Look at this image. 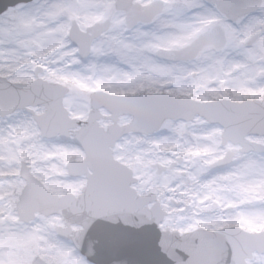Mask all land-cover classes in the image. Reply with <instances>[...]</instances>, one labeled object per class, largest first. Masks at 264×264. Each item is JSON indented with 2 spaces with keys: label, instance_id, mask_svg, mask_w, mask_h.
I'll return each instance as SVG.
<instances>
[{
  "label": "snow or ice",
  "instance_id": "6c2138e0",
  "mask_svg": "<svg viewBox=\"0 0 264 264\" xmlns=\"http://www.w3.org/2000/svg\"><path fill=\"white\" fill-rule=\"evenodd\" d=\"M0 264H264V0H0Z\"/></svg>",
  "mask_w": 264,
  "mask_h": 264
},
{
  "label": "water",
  "instance_id": "95a60500",
  "mask_svg": "<svg viewBox=\"0 0 264 264\" xmlns=\"http://www.w3.org/2000/svg\"><path fill=\"white\" fill-rule=\"evenodd\" d=\"M102 259H103V257H102Z\"/></svg>",
  "mask_w": 264,
  "mask_h": 264
}]
</instances>
